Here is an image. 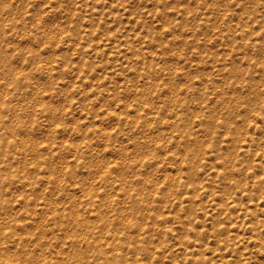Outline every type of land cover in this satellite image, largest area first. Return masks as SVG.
Wrapping results in <instances>:
<instances>
[{"label": "rangeland", "instance_id": "obj_1", "mask_svg": "<svg viewBox=\"0 0 264 264\" xmlns=\"http://www.w3.org/2000/svg\"><path fill=\"white\" fill-rule=\"evenodd\" d=\"M0 264H264V0H0Z\"/></svg>", "mask_w": 264, "mask_h": 264}]
</instances>
